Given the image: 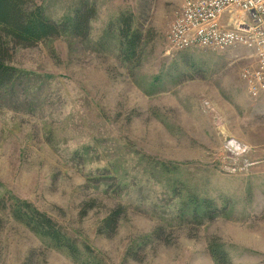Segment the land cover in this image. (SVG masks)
Returning <instances> with one entry per match:
<instances>
[{"label": "rangeland", "instance_id": "obj_1", "mask_svg": "<svg viewBox=\"0 0 264 264\" xmlns=\"http://www.w3.org/2000/svg\"><path fill=\"white\" fill-rule=\"evenodd\" d=\"M182 3L37 2L56 22L92 15L85 38L12 52L16 78L0 91V264H264V97L246 92L244 48H170ZM128 17L142 39L127 59ZM15 199L53 218L77 258L11 219Z\"/></svg>", "mask_w": 264, "mask_h": 264}, {"label": "trees", "instance_id": "obj_2", "mask_svg": "<svg viewBox=\"0 0 264 264\" xmlns=\"http://www.w3.org/2000/svg\"><path fill=\"white\" fill-rule=\"evenodd\" d=\"M40 1L43 0H0V91L16 78V70L9 65L15 49L30 47L65 33L81 39L88 34L92 15L90 9L76 10L70 20L56 22L42 14L40 5H37ZM118 35L122 39L121 43L126 47L125 57H134L142 37L132 31L130 17L121 21ZM0 205H3L2 199H0ZM5 210L11 219L33 234L48 240L53 247L65 250L73 258L79 255V249L74 240L53 218L35 208L30 202L15 199ZM123 210L122 205H117L116 209L102 220L103 230L107 234L114 232ZM215 253H220L219 255L224 257L223 251L217 249Z\"/></svg>", "mask_w": 264, "mask_h": 264}, {"label": "built area", "instance_id": "obj_3", "mask_svg": "<svg viewBox=\"0 0 264 264\" xmlns=\"http://www.w3.org/2000/svg\"><path fill=\"white\" fill-rule=\"evenodd\" d=\"M166 40L174 50L244 48L251 59L241 71L246 92L264 97V0H183Z\"/></svg>", "mask_w": 264, "mask_h": 264}]
</instances>
